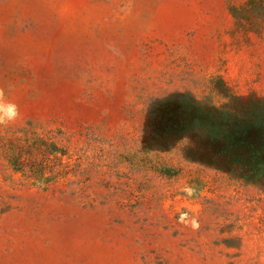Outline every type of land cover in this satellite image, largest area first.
Segmentation results:
<instances>
[{"label": "rangeland", "instance_id": "rangeland-1", "mask_svg": "<svg viewBox=\"0 0 264 264\" xmlns=\"http://www.w3.org/2000/svg\"><path fill=\"white\" fill-rule=\"evenodd\" d=\"M231 95L264 104V0H0V264H264V179L179 128ZM35 138L66 176L13 171Z\"/></svg>", "mask_w": 264, "mask_h": 264}, {"label": "trees", "instance_id": "trees-1", "mask_svg": "<svg viewBox=\"0 0 264 264\" xmlns=\"http://www.w3.org/2000/svg\"><path fill=\"white\" fill-rule=\"evenodd\" d=\"M227 102L231 107L222 119L218 113L207 116L198 113L180 119L179 128L186 130L184 133H194L218 168H228L234 177L246 182L264 179V104L260 101L245 104L234 95ZM51 151L50 145L40 138L23 139L16 145L11 143L4 155L14 172L34 182L48 175L44 178L48 183L69 173L67 166H62L63 172L54 169L45 172L48 157L56 152Z\"/></svg>", "mask_w": 264, "mask_h": 264}, {"label": "clouds", "instance_id": "clouds-1", "mask_svg": "<svg viewBox=\"0 0 264 264\" xmlns=\"http://www.w3.org/2000/svg\"><path fill=\"white\" fill-rule=\"evenodd\" d=\"M16 115L17 113L14 105H6L0 102V124L5 122V117H7V120H12L16 117Z\"/></svg>", "mask_w": 264, "mask_h": 264}]
</instances>
